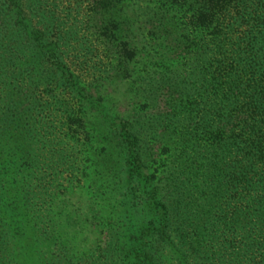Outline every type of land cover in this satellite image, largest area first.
<instances>
[{"label": "trees", "instance_id": "16d2710c", "mask_svg": "<svg viewBox=\"0 0 264 264\" xmlns=\"http://www.w3.org/2000/svg\"><path fill=\"white\" fill-rule=\"evenodd\" d=\"M0 264H264V0H0Z\"/></svg>", "mask_w": 264, "mask_h": 264}, {"label": "rangeland", "instance_id": "374dc122", "mask_svg": "<svg viewBox=\"0 0 264 264\" xmlns=\"http://www.w3.org/2000/svg\"><path fill=\"white\" fill-rule=\"evenodd\" d=\"M80 135H82V133H80ZM84 166L86 168L88 166V163L83 164V168H84ZM83 168H82V172L84 173L85 168H84V171H83ZM83 173H81V174H83ZM81 174L79 177H75V178L80 179ZM75 178H71L70 182H72V185H67L65 182V183H63V185H60L61 187L59 186L60 188H58V190L62 189L64 192L61 195H57V199H59V200L62 199L65 202H63L64 204L62 205V207H59V205H58V208L65 209V212H67V211L72 212V214L75 216V219H76L75 221L81 220L80 223H81L83 229L87 230V228L89 226V221L86 223L87 225H84L85 222H83V220L85 218H89V220H92V217L95 215V213H97V211H96L97 207H95L91 203L90 198H89L90 197L89 189L87 188V186L89 185V182H90V180H89L90 173L88 174V179H85L86 177H83L82 181H79V183L76 182L77 179H75ZM59 200H57L58 204H59ZM75 221H73V222H75ZM90 229H93V228L91 227ZM100 230H101V227L98 226V231H100ZM101 243H102V241H101L100 237L96 235V237L91 238L90 243H88L87 247H88V249H91L94 252H99L100 249H102ZM99 247H100V249H99Z\"/></svg>", "mask_w": 264, "mask_h": 264}]
</instances>
